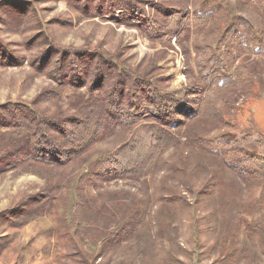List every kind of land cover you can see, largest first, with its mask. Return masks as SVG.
<instances>
[{"label":"rangeland","instance_id":"obj_1","mask_svg":"<svg viewBox=\"0 0 264 264\" xmlns=\"http://www.w3.org/2000/svg\"><path fill=\"white\" fill-rule=\"evenodd\" d=\"M107 1L0 0V107L79 118L99 96L88 92L91 75L73 80L93 72L90 53L194 114L178 118L169 145L146 150L144 173L134 171L137 149L125 159L127 146L144 141L122 126L97 133L63 165L0 160V264H264V49L255 47L264 41V0L221 8L218 0H123L144 14L99 13ZM124 15L152 20L157 35ZM253 69L260 77L245 89L216 96L205 87V75L237 79ZM0 124L2 156L18 134ZM30 140L32 148L35 134ZM241 155L252 159L248 181L229 168Z\"/></svg>","mask_w":264,"mask_h":264},{"label":"trees","instance_id":"obj_2","mask_svg":"<svg viewBox=\"0 0 264 264\" xmlns=\"http://www.w3.org/2000/svg\"><path fill=\"white\" fill-rule=\"evenodd\" d=\"M218 1V4H220L218 7L221 8L223 6L221 4L228 0H224L225 2L223 0ZM248 1L244 0V2ZM128 3L129 5L123 0H109L105 2V7L102 8L100 4L97 8L100 9L99 13L110 12V14H114L115 9H118L124 13L144 14V10L139 5L133 2ZM216 4V0L211 2V5L216 6ZM162 12H165V10H162ZM169 13V17L173 20L176 14H173V12ZM123 18L126 23L141 26L153 35H157V27L152 20L140 21L127 15H124ZM228 33L230 35L225 37L235 39V41L241 40L242 34L237 35V32L234 31L232 33L229 31ZM259 39L260 42H257L255 47L264 49L263 38L259 36ZM87 58L91 62H96L93 72L90 74L87 71L76 75L73 80L76 85L83 82L84 75H91V77L85 76V79L89 80L88 92L97 93L99 96L95 102L96 105H89L85 102L79 108L81 110L79 118L72 119L73 117H71L68 120L46 118L29 107L16 105L0 107V123H4L3 126L6 128L15 129L18 134L14 143L15 148H7L4 150V154L0 155L1 161L9 160L7 166H14V163L19 160L25 163L30 156L34 161L44 163L49 167L63 165L68 159L81 155L88 148L89 141L92 138L94 139L97 133L112 126H122L130 127L131 131L139 133L144 141L139 146H127L125 153V159L129 160L130 153H133L135 149L139 151L138 158L133 164L134 171L137 170L136 173H144L146 169L145 161L153 157L150 154L143 158L146 150H157L158 147L169 145L173 131L178 129L181 124L178 118L184 116L185 119H188L191 114H194L190 108L185 106L181 98L158 93L144 79H134L133 77L132 80L125 79L126 75H131L129 74L130 71L120 70L121 67L117 64L103 62L95 54L89 53ZM245 76L242 77V72L237 75V79L225 77L210 79L209 75H205V87H208V90L216 96H223L227 91L245 89L247 88L246 86L257 83L260 74L258 70L253 69L247 72ZM256 77L257 80L255 81ZM109 78L111 82H109ZM125 80L130 81L128 85V81L126 83L123 82ZM122 88L124 89L121 92ZM195 115H192L191 118ZM48 127L63 132L62 137L59 139L49 134L46 130ZM33 134H35L36 140H34L35 143L31 148L28 144ZM40 149L42 153L37 154ZM38 155H41V158H37ZM251 160H247V156L241 155L229 163V168L241 179L248 181L255 176V172L247 168V162ZM123 171L131 172L129 168H124ZM107 174L109 172H103L101 177ZM47 196L48 194H46V198ZM43 201L40 204H44L45 202Z\"/></svg>","mask_w":264,"mask_h":264}]
</instances>
